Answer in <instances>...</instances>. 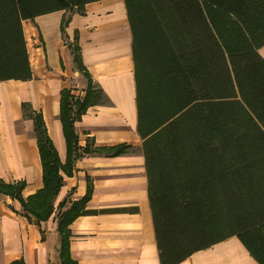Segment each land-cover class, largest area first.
<instances>
[{
  "label": "trees",
  "instance_id": "16d2710c",
  "mask_svg": "<svg viewBox=\"0 0 264 264\" xmlns=\"http://www.w3.org/2000/svg\"><path fill=\"white\" fill-rule=\"evenodd\" d=\"M89 1L0 0V81L32 78L24 20ZM124 2L132 34L137 132L160 263L179 264L236 236L264 264V0ZM72 55L89 83L83 99L61 92L69 150L77 144L75 122L105 99L82 65L78 47H72ZM29 117L43 187L25 198L24 182L0 179V193L17 199L21 214L44 236L42 223L53 214L72 164L60 161L42 115L30 112ZM127 148L119 145L109 153ZM90 196L88 189L58 213L61 264H74L69 225L79 215L97 212L86 209Z\"/></svg>",
  "mask_w": 264,
  "mask_h": 264
},
{
  "label": "crops",
  "instance_id": "0c3cea01",
  "mask_svg": "<svg viewBox=\"0 0 264 264\" xmlns=\"http://www.w3.org/2000/svg\"><path fill=\"white\" fill-rule=\"evenodd\" d=\"M23 30L32 78L0 81V179L24 182L25 198L43 187L30 112L42 115L60 161L70 162L72 173L64 177L54 212L42 223L44 236L21 214L17 199L0 193V264L20 259L54 264L49 261L55 242L51 233L59 235L58 213L65 210L59 203L78 201L88 189L86 209L97 212L79 215L69 225L68 251L74 264H161L137 132L132 34L124 0H93L42 14L24 20ZM72 45L79 48L82 65L105 99L75 122L77 144L69 150L60 119L61 92L67 89L83 99L89 83L75 66ZM260 53L264 57V46ZM119 145L128 148L118 155L109 153ZM179 264L258 262L232 236Z\"/></svg>",
  "mask_w": 264,
  "mask_h": 264
},
{
  "label": "rangeland",
  "instance_id": "374dc122",
  "mask_svg": "<svg viewBox=\"0 0 264 264\" xmlns=\"http://www.w3.org/2000/svg\"><path fill=\"white\" fill-rule=\"evenodd\" d=\"M69 204H71V201L67 200L66 206L64 207L65 210L69 208V206H67ZM51 238L54 239L53 241L55 242L54 243L51 242L52 247H51V252H50L51 254L49 257V261L54 264H59L62 261V258H60V254H58L59 252L57 251L60 249V247H58V244H59V240L61 241V239H59V235H57V233H51Z\"/></svg>",
  "mask_w": 264,
  "mask_h": 264
}]
</instances>
